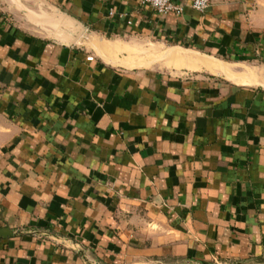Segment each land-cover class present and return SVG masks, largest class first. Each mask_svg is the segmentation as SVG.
<instances>
[{
  "label": "crops",
  "instance_id": "crops-1",
  "mask_svg": "<svg viewBox=\"0 0 264 264\" xmlns=\"http://www.w3.org/2000/svg\"><path fill=\"white\" fill-rule=\"evenodd\" d=\"M172 1L0 0V264H264V0Z\"/></svg>",
  "mask_w": 264,
  "mask_h": 264
},
{
  "label": "built area",
  "instance_id": "built-area-1",
  "mask_svg": "<svg viewBox=\"0 0 264 264\" xmlns=\"http://www.w3.org/2000/svg\"><path fill=\"white\" fill-rule=\"evenodd\" d=\"M103 3H109L110 0H100ZM137 3L140 7H151L159 15H167L174 13L182 15L184 7L182 5L174 3L172 0H130ZM211 5L210 0H194L192 8L200 13H205ZM114 12L110 10V16H113ZM88 61H93V57H88Z\"/></svg>",
  "mask_w": 264,
  "mask_h": 264
},
{
  "label": "bare ground",
  "instance_id": "bare-ground-1",
  "mask_svg": "<svg viewBox=\"0 0 264 264\" xmlns=\"http://www.w3.org/2000/svg\"><path fill=\"white\" fill-rule=\"evenodd\" d=\"M164 58L167 59L170 62H176V64H177V62H181V61H184L185 60V58L182 55V53H180V52H173V51L164 54ZM205 66L207 68H209L210 70H212L213 72L225 71V69H223V67H220V66H217V65H210L208 63H205ZM227 73L230 74L229 71H227Z\"/></svg>",
  "mask_w": 264,
  "mask_h": 264
},
{
  "label": "rangeland",
  "instance_id": "rangeland-1",
  "mask_svg": "<svg viewBox=\"0 0 264 264\" xmlns=\"http://www.w3.org/2000/svg\"><path fill=\"white\" fill-rule=\"evenodd\" d=\"M145 56H143V59H145V61L148 62V64L152 63L154 65H158V66H166L167 64V60L164 58V54L161 55L159 53H155L151 50V47L148 48L147 47V51H145ZM176 264V263H173Z\"/></svg>",
  "mask_w": 264,
  "mask_h": 264
},
{
  "label": "water",
  "instance_id": "water-1",
  "mask_svg": "<svg viewBox=\"0 0 264 264\" xmlns=\"http://www.w3.org/2000/svg\"><path fill=\"white\" fill-rule=\"evenodd\" d=\"M0 236H1V234H0Z\"/></svg>",
  "mask_w": 264,
  "mask_h": 264
}]
</instances>
